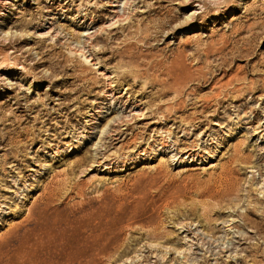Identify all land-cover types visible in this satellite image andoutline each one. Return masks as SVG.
Instances as JSON below:
<instances>
[{
	"label": "rangeland",
	"instance_id": "rangeland-1",
	"mask_svg": "<svg viewBox=\"0 0 264 264\" xmlns=\"http://www.w3.org/2000/svg\"><path fill=\"white\" fill-rule=\"evenodd\" d=\"M42 216L98 264H264V0H0V264Z\"/></svg>",
	"mask_w": 264,
	"mask_h": 264
},
{
	"label": "bare ground",
	"instance_id": "bare-ground-1",
	"mask_svg": "<svg viewBox=\"0 0 264 264\" xmlns=\"http://www.w3.org/2000/svg\"><path fill=\"white\" fill-rule=\"evenodd\" d=\"M127 1L128 0H126V2ZM129 16L130 11L127 14V18ZM90 47H92V50L95 48L92 44H89V48ZM89 51L91 50L89 49ZM80 52L83 51L81 50ZM90 55L92 56L93 54L91 53ZM82 58L89 62L88 57L84 56L83 53ZM113 91L114 89H110L109 92L112 93ZM118 129L119 127H116L114 131H117ZM162 145L163 147H169V144L165 145L163 143ZM124 159L127 160L123 161L122 159L120 162L126 163L128 161V157ZM229 185L226 184L224 189L218 192L220 195L216 197V199L222 200L229 195L232 191V189H229ZM54 194L52 193L50 197L46 198L48 200H46L45 206L49 209L57 208L52 205L54 200L53 198L51 199V197H53ZM72 208L69 207V211L74 212ZM255 209L256 208H254L253 211H255ZM45 214H48L47 210H45ZM46 217L48 216L32 219V221L35 222L32 227L34 238L29 247L30 259L28 260V264H98L97 259L99 255H104L108 261H111V259L115 257L117 249L113 247L114 243L110 240L97 238L93 233V231H95L94 227L89 228L86 234L81 224L76 225L77 221H75V218L73 217Z\"/></svg>",
	"mask_w": 264,
	"mask_h": 264
}]
</instances>
